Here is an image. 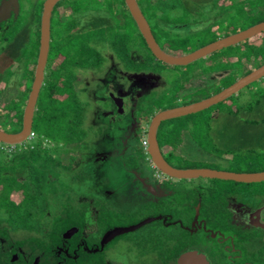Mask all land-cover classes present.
<instances>
[{
    "label": "trees",
    "instance_id": "trees-1",
    "mask_svg": "<svg viewBox=\"0 0 264 264\" xmlns=\"http://www.w3.org/2000/svg\"><path fill=\"white\" fill-rule=\"evenodd\" d=\"M44 1L38 2L31 11L33 18L30 25L26 23L27 21L24 22L22 16L20 17V12L16 17L10 18L21 25L19 29L23 30L25 37L22 38V42L26 45L24 44L25 50L21 52L19 59L10 61L13 70H21L20 74L25 84L22 83V90L18 89L15 93L14 101L11 99V102L6 105L0 104V125L2 128L14 126V131H4L9 134H18L22 130L24 110L34 81L35 69L29 65L38 57L40 19ZM65 1H69L68 4H63ZM89 1L90 11L96 15L95 22L104 19L108 24L99 26L85 24V21L78 17L80 10L75 0H64L56 4L51 15L50 51L33 117L34 139L15 145V150L10 154L0 153V264H35L37 258H39L38 264H108L109 251L121 241L136 249L141 258L154 256L156 264H170L185 251L200 245L210 246L211 243L216 242L207 236V242L210 244L208 245L204 238L180 227L194 220L195 207L198 205L197 201L190 203L192 197L189 192L185 193L183 188L176 190L175 197L162 198L159 202L151 201L133 213H125L116 212L98 201L77 203L71 197V193H66L60 188L61 185H58L57 181L64 175L69 178L74 175L73 180H79L81 177L74 169L76 160L80 158L74 152L76 143L83 141L82 137L85 133L83 124L87 107L79 99L75 89L78 79L76 74L84 70L96 71L103 65L104 58L98 49L99 44L115 49L116 57L121 61L124 69L130 73L163 75L165 68L174 70L184 67L170 66L156 60L128 12L124 0ZM136 2L159 47L166 54L174 57L186 56L220 39L264 22V0H211L213 10L225 7L220 9V14H223L227 9L226 6H232L230 8L234 10L235 15L225 20L219 33L213 31L212 29L216 30V28L212 26L211 30H206L208 34L204 40H198L197 43L192 44L188 36L180 37L177 32V36H174L176 38L169 36L170 33L175 32L174 26L193 22L190 17L192 8L188 6L186 0H138ZM64 5H67L69 9L63 13L65 16H62L60 7ZM207 10L210 11V9ZM173 11H175L174 15ZM228 11L231 12L229 9ZM203 19L205 18L194 21L203 25L202 28H204L205 20ZM16 24L14 29L18 28ZM29 29L31 32L28 31ZM4 36L0 39V48L1 42L8 40ZM6 50L13 51L12 47H5ZM142 51H145V54H141V59L136 61L137 59L133 57L134 52L142 53ZM3 52L1 51L0 55ZM223 53L227 54V60L236 58L235 64H238L240 69L229 65H220L214 69V58L219 57L225 60ZM237 54H241V57ZM204 58H208L209 61L213 58L210 65L212 74L226 73L222 78L221 90L215 91L216 88L205 86L201 89L205 93L195 91L181 95L182 92H187L183 89L187 83L185 82L180 84V89L174 94H168L167 91L162 93V91L159 98L152 100L151 104L147 103L150 99L144 98L145 106L143 107L141 102L134 112L138 124L135 130L136 142L128 147V153L119 151V154H115L131 169L150 177L149 180L159 183L158 185L162 184V181L158 182L148 174L153 172L150 158L142 144L147 130L145 128L157 114L178 108L179 103L187 106L208 99L262 67L264 65V33ZM199 61L192 62L188 66ZM4 69L5 67L0 68V89L1 86L4 87L1 91H6L10 86L8 70ZM178 69L180 78L185 76L187 78V70ZM197 74L202 76L198 71L190 80L198 79ZM187 81L189 82L188 78ZM5 95L8 96V94ZM234 97L235 94L200 113L163 122L158 129L157 138L165 161L176 169H201L199 166L201 163L183 157L178 151L184 144L180 132L183 127L185 130L188 128L187 124H192L190 130L192 141L204 153H211L207 134L215 117L221 113L237 116L241 110H252L254 105L260 106L264 100V94H261L252 103L235 108ZM251 123L258 124L257 120H251ZM71 150H73L72 153ZM68 157L70 161L65 163ZM245 159H247L246 163L252 161L254 165L264 164V153L250 154ZM256 171L258 172V170L246 172ZM261 171H264V167ZM229 184L234 183L229 182ZM163 185L167 188L172 187L170 182L162 184V187ZM182 195H185V198H182ZM206 201L210 202L211 212H216V217L207 215L208 212L201 214V217L212 218L206 220L210 227L215 226L212 229L227 228L228 220L225 214H222V205L220 206L218 199L212 198ZM56 205L57 207H54ZM143 215L145 217H142ZM160 216H162L160 220L120 236L100 250L101 240L106 232L116 227H129L147 218ZM178 220H181V224L172 225ZM71 229H76L77 232L70 239H65L64 234ZM95 249L98 251L95 252ZM15 255L18 259L13 261ZM245 260L253 264H264V258L257 255Z\"/></svg>",
    "mask_w": 264,
    "mask_h": 264
},
{
    "label": "rangeland",
    "instance_id": "rangeland-1",
    "mask_svg": "<svg viewBox=\"0 0 264 264\" xmlns=\"http://www.w3.org/2000/svg\"><path fill=\"white\" fill-rule=\"evenodd\" d=\"M17 1L21 8L20 17L22 16L24 22L27 21L26 23L30 25L33 18L31 11L41 0ZM75 1L78 6L75 7L80 10L78 17L82 21H85V24L92 26L108 24L104 19L95 22L96 15L90 11L89 0ZM68 2L65 1L63 4H68ZM186 2L192 8L190 9V17H192L191 20L193 22L184 24L190 29H187L183 34L179 35L180 37L188 36L192 44L197 43L198 40H204V37L208 34L206 30H211L212 26L216 28V30H212L218 31L219 33L224 26L225 20L227 21L228 18L235 15L234 10L230 8L232 6H226L227 9L224 10L223 14H220V9H225V7L213 10L214 7L210 4L211 0H186ZM207 9H210V11ZM63 10V8H60L62 16L65 12ZM175 11L172 12L173 15ZM199 18H205L203 19L205 20L204 25L206 28H209L204 29L205 27L202 28L203 25L195 23L194 20H199ZM15 24L16 22L13 19L0 21V39L3 38L4 34V37L8 39L1 42L2 46L0 50L4 51L1 55H4H0V68L3 69L5 67L4 70H8L7 76L10 77L9 89L1 91L4 88L3 86L0 89V98L2 99L0 104L2 105L10 103L11 99L14 101L16 99L14 97L15 93L18 89L20 91L22 90V83L25 84L22 81L23 76L20 74L21 70H13L11 68L12 64L10 65L11 60L19 59L21 52L25 50L24 44L26 45V43L22 42V38L25 37L22 32L23 30L20 31L19 29L21 25L16 24L18 28L14 29ZM28 31L31 32V29ZM169 36L176 38L174 36L177 35L176 32H172ZM5 47H12L13 51H5ZM98 49L104 58L103 65L96 71L84 70L78 73L76 72L78 79L75 83V89L79 99L87 107L83 124V128H85V133L82 137L83 141L80 140L76 143V151L74 152V154L76 153L75 155L80 157L76 160L74 169H76L78 175L81 177L79 180H73L72 177L74 175L70 178L64 175L57 183L61 185L60 188L66 193H71V197L77 203H93L94 201H98L116 212L133 213L151 201L157 202V200L162 199V191H165L158 184L149 180L146 175L131 169L115 155V151H123L122 146L126 139L130 140V147L136 142L134 139V131H132L133 124L136 122L135 116L133 115L135 109L141 105V102H143L144 107L145 99H150V102L147 103L151 104L152 100L159 98L162 91V93L167 91L168 94H174L175 91L180 89V84L185 82L187 83H185L183 89L187 92H182L181 95L195 91L205 93V91L201 90L205 86L209 88L212 86L216 88L215 91H220L222 88V78L225 77L224 75L226 73L220 72L212 74L210 65L211 61L213 62V58L210 61L208 58H203L200 61L198 60L199 62L197 63L187 65L188 68H184L185 66L179 69L175 68L174 70L165 68L162 73L163 75L134 74L125 71L121 61L116 57L115 49L112 50L110 46L105 44H99ZM144 54L145 51H142V55ZM223 55L225 60L219 59V57L214 58V69L217 66L220 67V65H229L232 68L240 69L238 64H235L236 58L234 60L232 58H230L231 60H227V54L223 53ZM134 56L138 58L137 53H134ZM239 57H241V54ZM33 62H36V59H33ZM177 69L187 70L189 82L186 76L180 78V71L178 72ZM198 71L201 72L202 76L197 74L198 79L194 81L190 80ZM111 93L115 97L120 98L129 96V105L126 103L127 107L124 106L125 110L129 107L127 114L119 115L116 112L114 99L110 96ZM5 94H8V96ZM261 94H264V78L241 89L240 92L235 94L233 105L236 108L252 103ZM178 105L180 106V104ZM251 120H257L258 124H252ZM187 127L186 130L183 127L180 132L184 144L178 151H180L183 157L201 163L199 165L202 167L201 169L210 168L220 171L227 170L232 166L237 167L244 173L246 171L258 170V172H246L249 174L260 173L259 171L263 169L264 164L258 163L254 165L251 163L252 161L246 163L245 161L247 159L245 157H248L250 154L264 153V100L260 106L257 107L254 105L252 110H241L237 116H229L225 113L217 115L211 122V129L207 134L211 153H204L194 144L190 135L192 124H187ZM0 130L14 131V126L2 128L0 125ZM131 134L133 136L130 137ZM14 150V147H8L0 143L1 154H10ZM72 152L73 150H71ZM69 161L70 159L68 157L65 163ZM148 174L152 175L151 173ZM227 183L223 184L228 186ZM258 187H264V184H259ZM54 207H57V205ZM142 217L145 216L143 215ZM109 252V264H156V258L154 256L143 259L138 255L136 249L126 242L119 243V245L112 248Z\"/></svg>",
    "mask_w": 264,
    "mask_h": 264
},
{
    "label": "water",
    "instance_id": "water-1",
    "mask_svg": "<svg viewBox=\"0 0 264 264\" xmlns=\"http://www.w3.org/2000/svg\"><path fill=\"white\" fill-rule=\"evenodd\" d=\"M62 0H46L44 8L42 11L41 23H40V46L39 54L37 59V65L34 75V81L31 88L30 96L28 98L26 108L24 110L22 130L18 134H8L0 130V143L7 145H18L26 142L32 131L33 117L35 112L36 103L39 97V93L42 87L45 67L48 60V55L50 51V35H51V15L55 5ZM125 5L130 13L132 19L134 20L140 34L145 40L149 50L153 56L158 60L170 66H186L192 62L199 59L207 57L208 55L220 51L222 49L237 45L245 40L251 39L259 34L264 33V22L255 25L245 31L228 36L226 38L220 39L214 43H211L199 50L194 51L191 54L182 57H174L166 54L157 44L155 38L153 37L151 28L143 16L136 0H124ZM15 8V14L18 13V1L12 0L11 2ZM10 4L9 2L2 1L0 6V20L6 21L10 17ZM264 77V65L252 72L251 74L239 79L230 87L222 90L218 94L211 96L201 102L194 103L187 106L178 107L175 109H170L157 114L151 121L148 133L147 142L148 148L147 152L150 156L152 163L157 167L159 171L170 178L178 180H194L198 178L202 179H212V180H223V181H233L237 183H261L264 182V172L254 173V174H235L226 173L206 169H192V170H178L171 167L163 158L160 151L158 141H157V131L161 123L186 117L189 115L197 114L206 109L228 99L234 94L238 93L241 89L251 85L254 82L261 80ZM118 103V102H117ZM119 110H125L122 107V103H118ZM126 111V110H125ZM258 219L254 221L253 226L260 228L264 231V224L259 223ZM158 219L151 218L144 220L136 226L127 228H116L108 233L102 239V245L109 243L112 239L132 233L143 226L152 223ZM77 232L76 229H72L65 234V238L69 239ZM177 264H209L204 255L198 254L196 251L185 252L180 255L177 260Z\"/></svg>",
    "mask_w": 264,
    "mask_h": 264
},
{
    "label": "flooded vegetation",
    "instance_id": "flooded-vegetation-1",
    "mask_svg": "<svg viewBox=\"0 0 264 264\" xmlns=\"http://www.w3.org/2000/svg\"><path fill=\"white\" fill-rule=\"evenodd\" d=\"M2 1L3 0L0 1V6H1ZM5 2H9L10 7H11L9 19L12 17H16L18 13L20 12L19 4H18V13L15 14V8L13 4L11 3L12 0H5ZM45 2L46 0L44 1V4ZM44 4H43V8H44ZM60 8L64 9L63 12L64 11L66 12L69 9L67 5H64ZM41 17H42V14H41ZM40 23H41V19H40ZM173 28H175L174 30L178 34H183L187 29H190L189 27L187 28L185 25L174 26ZM134 53H137V52H134ZM137 54H138V58H135L134 54H133V57L137 59L136 61H139L142 57L141 55L142 53H137ZM37 59H36L35 65H34V62L32 61L33 63H31L29 67L31 68L33 67L36 70ZM35 70H34V75H35ZM110 96L112 97V99H114V104H115L114 107L116 109V112L119 115H125L129 112L128 110L129 107L126 108V111L125 110L120 111L118 107V103H122V107L125 108L124 106H126V103L128 104L129 96L128 97L124 96L123 98H120V97H115L112 93L110 94ZM180 107H182V104H180ZM137 126H138L137 122H134L133 127H132V131H134V136H136L135 130ZM149 126L150 124L148 125V128L144 134L143 141H142L143 145L145 143L146 150L148 148L147 133H148ZM131 136L133 135L131 134L130 137ZM134 139L136 138L134 137ZM129 141L130 140H127V139L124 141V144L122 146L123 151L119 150L120 152L121 151L124 153L127 152V149L130 143ZM157 141H158V138H157ZM119 151H115V154H119ZM170 166L173 167L172 165ZM151 169L153 172L152 175L154 179H156L158 182L162 181V184L166 182H170V184L172 185V187H168V188L166 186L164 187V185L162 187V184L158 185L162 190H165V191H162L161 198L175 197L177 196V194H175L176 190L183 188L185 193L189 192L192 197V200L190 201V203H194L195 201L198 202V205L195 207L196 214H195L194 220L190 222V224H187L185 226L181 225L180 227L183 228L184 230L189 231L191 234H195V235H198L204 238V241L208 245L210 244L209 242H207L208 241L206 238L207 236L211 237L212 239L216 241L215 244L211 243L210 246L200 245L199 247H195L185 252L196 251L198 254L204 255L209 264H253L252 262H249V261L247 262L245 258H252L254 255L264 258V231L260 228L253 226V223L255 220L258 219V216H260L259 223L264 224V187H258L259 184H264V182L245 184V183H237L233 181L219 180L221 182L216 183L212 179H202V178H198L194 180H178V179L170 178L166 176L165 174L161 173L154 165H151ZM178 170H182V169H178ZM186 170H192V169H186ZM206 170H212V169L207 168ZM217 170L214 169L213 171H217ZM219 172L235 173V174H249L246 172L244 173L243 171H240L237 167H232V166H230L229 169L227 170H220ZM148 179H150V177H148ZM226 182H228L227 183L228 186H225L223 184ZM229 182H233L234 184L231 185L229 184ZM185 195H182L181 197L185 198ZM212 198H217L218 201L220 202V206L222 205L221 206L222 214H225L226 220H228L226 221V227L228 228V232H227V228H219L220 230L212 229L213 227L215 228V226L210 227L211 225L206 221L210 217H207V216H204V218L201 217V214L203 215V214H206L207 212H208L207 215H213L216 217V212H211L212 208L209 204L210 202L208 203L206 201V199L211 200ZM159 201L157 200V202ZM161 218L162 216L157 217L155 219L160 220ZM148 219H151V218H148ZM211 219L212 218H210V220ZM176 224L177 225L181 224V220H178L172 223V225H176ZM136 225H133V226H136ZM129 227H132V226H129ZM116 228H127V227H116ZM116 238L112 239L109 243H111ZM119 243L117 245H119ZM107 244L102 245V240H101L100 250H103L104 246H106ZM97 251L98 249H95V252ZM185 252H183L182 254H184ZM246 253L247 255H245ZM180 255L178 256V258L180 257ZM178 258L175 260L174 263H170V264H177ZM17 259L18 257L15 255L13 257V261H16ZM38 263H39V258L35 260V264H38ZM109 263H110V260L108 264Z\"/></svg>",
    "mask_w": 264,
    "mask_h": 264
},
{
    "label": "clouds",
    "instance_id": "clouds-1",
    "mask_svg": "<svg viewBox=\"0 0 264 264\" xmlns=\"http://www.w3.org/2000/svg\"><path fill=\"white\" fill-rule=\"evenodd\" d=\"M9 134V133H8ZM31 134H33V132L31 131ZM31 134L29 135V138H28V140L27 141H29V140H32V139H34V136H33V138H31L30 136H31ZM25 143V142H24ZM144 143V142H143ZM3 144V143H2ZM23 144V143H22ZM5 146H8V147H14V149H15V145H7V144H4ZM19 145V144H18ZM3 146V145H2ZM144 147H145V143H144V145H143ZM145 151L147 152V150H146V147H145ZM147 154H148V152H147ZM148 156H149V154H148ZM149 158H150V156H149ZM149 162L151 163V165H154L153 163H152V161H151V159L149 160ZM155 166V165H154ZM156 167V166H155ZM157 168V167H156ZM161 172V171H160ZM162 173V172H161Z\"/></svg>",
    "mask_w": 264,
    "mask_h": 264
},
{
    "label": "built area",
    "instance_id": "built-area-1",
    "mask_svg": "<svg viewBox=\"0 0 264 264\" xmlns=\"http://www.w3.org/2000/svg\"><path fill=\"white\" fill-rule=\"evenodd\" d=\"M33 136H34V134H31V136H30V137H31V138H33Z\"/></svg>",
    "mask_w": 264,
    "mask_h": 264
}]
</instances>
